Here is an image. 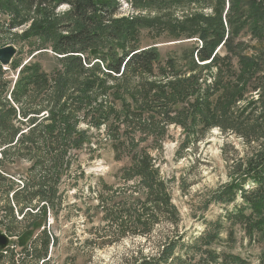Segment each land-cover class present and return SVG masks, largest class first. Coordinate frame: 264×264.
<instances>
[{
  "label": "trees",
  "instance_id": "1",
  "mask_svg": "<svg viewBox=\"0 0 264 264\" xmlns=\"http://www.w3.org/2000/svg\"><path fill=\"white\" fill-rule=\"evenodd\" d=\"M125 1L134 10L183 13L166 30L158 20L144 22L192 46L166 58L157 46L143 47L141 18L116 19L117 0H0V49L19 46L9 67L0 64V232L11 239L0 264H51L61 239L54 230L61 185L81 201L77 189L93 176L82 168L84 155L124 164L114 184L101 175L95 188L94 210L107 229L70 240L64 264H83L92 245L106 244L99 238L148 240L164 223L174 229L156 252L138 251L128 264H229L215 249L216 223L187 243L177 231L181 216L161 160L172 126L188 135L220 128L264 139V0ZM62 6L68 11L57 13ZM207 9L214 15L199 14ZM257 153L214 202L230 206L240 192L243 206L226 217L264 238V147Z\"/></svg>",
  "mask_w": 264,
  "mask_h": 264
},
{
  "label": "rangeland",
  "instance_id": "2",
  "mask_svg": "<svg viewBox=\"0 0 264 264\" xmlns=\"http://www.w3.org/2000/svg\"><path fill=\"white\" fill-rule=\"evenodd\" d=\"M117 1L121 3V8L115 16L116 19L141 18L140 23L144 25L140 30L143 47L157 46L162 57L166 58L174 54L181 55L185 48L192 46V43H188L189 41H175L167 36H158L156 30L144 22L145 20H158L156 23L160 24V28L166 30L184 18L183 13L172 10L167 12L134 10L125 0ZM68 8V6H62L57 13H66ZM199 14L212 16L214 12L212 9H207ZM27 26L14 31L22 33L28 29ZM9 40L11 39L5 38L3 43H10ZM49 64L45 61V68H48ZM169 132L171 139L165 143L161 174L164 179L171 182L173 203L181 216L177 231L184 234L185 242H190L201 235L209 223H216L213 227L220 228L222 232L215 249L229 264H234L229 258L232 256H239L244 262L242 264H262L264 238L258 234L252 238L244 224L236 219L228 220L226 217L228 212L239 210L243 206L241 193L238 192L237 201L230 206L215 203L214 195L221 186L236 180L238 167L245 168L248 161L257 156L260 148L264 147V139L248 138L231 131L220 130V128H213L202 134L188 135L179 127L172 126ZM87 159L88 157L84 155L82 168L87 174H93V176L82 180L77 189V191L80 190L79 195L82 200L76 199L74 191L67 188L66 184L61 185V193L65 192V198L59 215V223L54 226L56 234L61 239L59 248L53 254L51 264H64L72 254L68 251L70 240L98 237L94 235L95 230L107 229L104 213L94 210L95 188L98 177L101 175L105 177V183L114 184V175L124 163H116L110 158L94 161H87ZM24 167L27 168L23 165L21 171ZM128 185V187H135L132 183ZM115 186L123 187V183L117 182ZM76 202H80V205L82 202L83 205L77 207ZM67 206L70 207L66 208ZM86 209L91 210L89 219L86 217ZM250 213L247 211L246 214ZM50 224H53L52 220ZM156 228L155 233L148 240L143 237H127L120 241L107 243L100 241L101 238H99L98 244H106L102 247L92 245L90 251L85 253L83 264H128L126 260L138 251H142L144 256H151L157 250L159 238L174 229L165 223ZM101 236L105 235L101 234ZM223 261L224 259L221 258L220 264H226Z\"/></svg>",
  "mask_w": 264,
  "mask_h": 264
},
{
  "label": "water",
  "instance_id": "3",
  "mask_svg": "<svg viewBox=\"0 0 264 264\" xmlns=\"http://www.w3.org/2000/svg\"><path fill=\"white\" fill-rule=\"evenodd\" d=\"M17 53L18 48L14 45H8L0 49V64L5 68L9 67ZM10 241L11 239L6 234L0 232V249H7Z\"/></svg>",
  "mask_w": 264,
  "mask_h": 264
}]
</instances>
